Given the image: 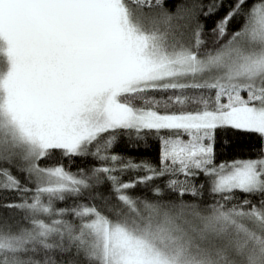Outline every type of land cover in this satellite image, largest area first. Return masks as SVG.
I'll use <instances>...</instances> for the list:
<instances>
[{
  "label": "snow or ice",
  "instance_id": "1",
  "mask_svg": "<svg viewBox=\"0 0 264 264\" xmlns=\"http://www.w3.org/2000/svg\"><path fill=\"white\" fill-rule=\"evenodd\" d=\"M0 264H264V0H0Z\"/></svg>",
  "mask_w": 264,
  "mask_h": 264
},
{
  "label": "trees",
  "instance_id": "2",
  "mask_svg": "<svg viewBox=\"0 0 264 264\" xmlns=\"http://www.w3.org/2000/svg\"><path fill=\"white\" fill-rule=\"evenodd\" d=\"M181 0H165V7L169 11H174L177 4H179ZM223 13H220L222 15ZM210 26V22L205 24L206 29ZM240 138V143H245V138L247 141L255 142L257 137L255 134H241V133H233V141L236 140V138ZM227 139V136L224 137H217V152H218V160L219 159H226L231 160L234 158H246L248 156L253 155V153H250L246 151L244 147L237 146L232 147V142L226 143L223 145V147H220L221 140ZM116 151L124 154L125 156L132 157L135 160H142L147 159L149 161H152L154 163L159 162V144L155 140L149 141L145 146L139 147V148H132L129 147L127 144H120L116 149ZM137 175L136 173H128L125 175L124 179H128L131 176ZM139 191V188L136 189ZM242 195V194H241Z\"/></svg>",
  "mask_w": 264,
  "mask_h": 264
}]
</instances>
